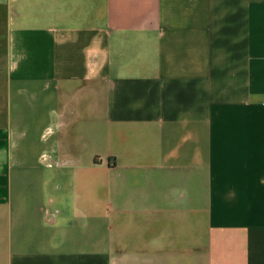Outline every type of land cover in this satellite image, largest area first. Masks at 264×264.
<instances>
[{"label":"crops","instance_id":"crops-1","mask_svg":"<svg viewBox=\"0 0 264 264\" xmlns=\"http://www.w3.org/2000/svg\"><path fill=\"white\" fill-rule=\"evenodd\" d=\"M0 264H264V0H0Z\"/></svg>","mask_w":264,"mask_h":264}]
</instances>
